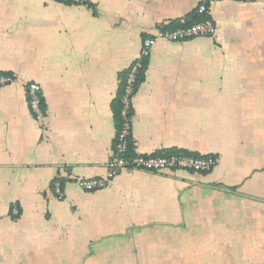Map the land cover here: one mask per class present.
I'll list each match as a JSON object with an SVG mask.
<instances>
[{
    "label": "crops",
    "instance_id": "crops-1",
    "mask_svg": "<svg viewBox=\"0 0 264 264\" xmlns=\"http://www.w3.org/2000/svg\"><path fill=\"white\" fill-rule=\"evenodd\" d=\"M88 2L0 0V74L15 79L0 89V264H264V0ZM203 3L215 37L155 40ZM145 39L136 155L218 164L123 171L86 192L107 175L112 102Z\"/></svg>",
    "mask_w": 264,
    "mask_h": 264
},
{
    "label": "built area",
    "instance_id": "built-area-1",
    "mask_svg": "<svg viewBox=\"0 0 264 264\" xmlns=\"http://www.w3.org/2000/svg\"><path fill=\"white\" fill-rule=\"evenodd\" d=\"M58 3L72 4L78 6H89L88 0H53ZM199 15L209 18V9L206 4H200L197 8ZM170 25L162 24L157 28L155 40H164L166 42H184L197 38H213L217 33L216 25L210 19H206L200 23L181 28H169ZM154 47V40L145 39L139 59L134 62L129 70L126 80V90L124 98V109L122 116L125 119V125L121 133L116 134L112 155L107 163V175L102 178H93L82 180L79 186L86 192H97L106 189L113 180L123 171L138 170L148 173H158L163 171H186L190 173L208 174L212 172L217 161L211 157H200L179 152L172 155H136L128 157L129 136L131 128V120L129 113L131 110V99L134 97V85L137 77L143 68V62L151 55ZM15 79L11 76L0 77V89L12 84ZM27 100L33 114L39 119L44 117L43 90L37 83H28L25 86ZM13 214L19 216L20 212L17 208L13 209Z\"/></svg>",
    "mask_w": 264,
    "mask_h": 264
},
{
    "label": "trees",
    "instance_id": "trees-1",
    "mask_svg": "<svg viewBox=\"0 0 264 264\" xmlns=\"http://www.w3.org/2000/svg\"><path fill=\"white\" fill-rule=\"evenodd\" d=\"M206 19H209V18L207 16H204V15L203 16L199 15L198 11L196 9V11H194L191 15H189L184 20H178V21L172 22V24H170L169 28L175 29V28H181L184 26H191L193 24L200 23ZM148 63H149V58L144 60L143 68L137 77L136 83L134 85V96L139 91L141 85L145 82ZM128 75H129V70H128V72H125L124 74H122L121 82H120V86H119L117 95L112 102V112H113V116H114V124H115V128H116V133H121L123 131V128L125 125V119L122 116V112L124 109L126 80H127ZM1 76H5V75L0 74V77ZM6 76H10V75H6ZM11 77H13V76H11ZM132 99H131V107H132ZM133 115H134V111H133V108H131L130 113H129L130 118H132ZM128 139H129L128 157H135L136 156V153H135L136 147H135V142H134L132 134H131V128H130V136ZM178 153H179V151H174L172 153H168L167 155L178 154ZM157 155H161V154H157Z\"/></svg>",
    "mask_w": 264,
    "mask_h": 264
}]
</instances>
